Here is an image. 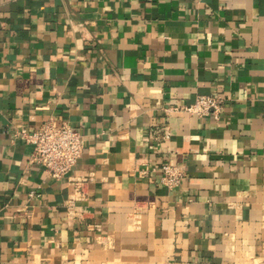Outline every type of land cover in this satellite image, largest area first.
Masks as SVG:
<instances>
[{
  "label": "crops",
  "instance_id": "0c3cea01",
  "mask_svg": "<svg viewBox=\"0 0 264 264\" xmlns=\"http://www.w3.org/2000/svg\"><path fill=\"white\" fill-rule=\"evenodd\" d=\"M50 118L61 179L18 134ZM0 264H264V0H0Z\"/></svg>",
  "mask_w": 264,
  "mask_h": 264
},
{
  "label": "built area",
  "instance_id": "2783aa9c",
  "mask_svg": "<svg viewBox=\"0 0 264 264\" xmlns=\"http://www.w3.org/2000/svg\"><path fill=\"white\" fill-rule=\"evenodd\" d=\"M226 98L221 94H200L192 103L171 107L170 110L183 111L192 115H212L219 118ZM19 136L33 146L30 161L40 165L47 175L54 179L66 176L82 155L84 135L73 129L68 121L50 118L37 130L21 128ZM161 183L173 189L184 176L182 169L165 163L159 169Z\"/></svg>",
  "mask_w": 264,
  "mask_h": 264
}]
</instances>
